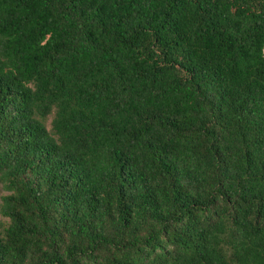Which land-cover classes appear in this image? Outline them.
<instances>
[{
    "label": "trees",
    "instance_id": "16d2710c",
    "mask_svg": "<svg viewBox=\"0 0 264 264\" xmlns=\"http://www.w3.org/2000/svg\"><path fill=\"white\" fill-rule=\"evenodd\" d=\"M0 264H264V0H0Z\"/></svg>",
    "mask_w": 264,
    "mask_h": 264
}]
</instances>
